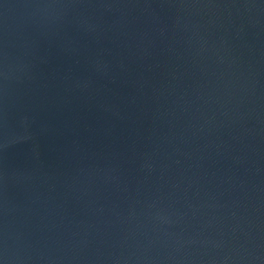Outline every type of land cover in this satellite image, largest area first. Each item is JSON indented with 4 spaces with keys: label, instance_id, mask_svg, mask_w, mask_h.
Listing matches in <instances>:
<instances>
[{
    "label": "water",
    "instance_id": "obj_1",
    "mask_svg": "<svg viewBox=\"0 0 264 264\" xmlns=\"http://www.w3.org/2000/svg\"><path fill=\"white\" fill-rule=\"evenodd\" d=\"M0 264H264V0H0Z\"/></svg>",
    "mask_w": 264,
    "mask_h": 264
}]
</instances>
